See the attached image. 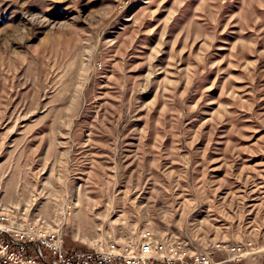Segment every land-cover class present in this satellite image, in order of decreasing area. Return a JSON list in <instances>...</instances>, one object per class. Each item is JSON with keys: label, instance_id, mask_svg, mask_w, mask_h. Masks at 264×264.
Segmentation results:
<instances>
[{"label": "rangeland", "instance_id": "rangeland-1", "mask_svg": "<svg viewBox=\"0 0 264 264\" xmlns=\"http://www.w3.org/2000/svg\"><path fill=\"white\" fill-rule=\"evenodd\" d=\"M0 230L264 264V0H0Z\"/></svg>", "mask_w": 264, "mask_h": 264}, {"label": "built area", "instance_id": "built-area-1", "mask_svg": "<svg viewBox=\"0 0 264 264\" xmlns=\"http://www.w3.org/2000/svg\"><path fill=\"white\" fill-rule=\"evenodd\" d=\"M19 236V238L16 237L12 240H0L1 260L4 262L17 264H180L183 257H170L164 242L155 238L143 241L130 238L121 248L116 244H112L108 252H100L98 250L70 251L52 234L40 235L38 238L30 240H24L25 236L23 234ZM28 242L36 244L37 248L30 250L27 245ZM41 247L47 248L53 256L57 257V260L54 262L40 261L44 256ZM174 248L175 246L170 248V251ZM218 248L229 251L224 244L218 245ZM165 251L167 254H165ZM242 251L243 248L240 246H233L229 252L239 253ZM185 263L227 264L224 260L215 262L206 253H203L201 257H197L195 262L186 261Z\"/></svg>", "mask_w": 264, "mask_h": 264}, {"label": "bare ground", "instance_id": "bare-ground-1", "mask_svg": "<svg viewBox=\"0 0 264 264\" xmlns=\"http://www.w3.org/2000/svg\"><path fill=\"white\" fill-rule=\"evenodd\" d=\"M4 218V217H3ZM34 233V232H33ZM35 234V233H34ZM1 235H7V234H5V232L3 231V230H0V238H2L1 237ZM26 235V234H25ZM43 235V234H42ZM46 235V234H45ZM49 235V234H48ZM16 236V235H15ZM17 236H19V234L17 235ZM12 239H16V237H11V238H7V240H12ZM61 239H59V241H60ZM61 243H62V241H60ZM28 243H30V242H28ZM32 244H34V243H32ZM36 247H37V245L36 244H34ZM63 245V244H62ZM64 246V245H63ZM45 247V246H44ZM65 247V246H64ZM110 247H111V245H110ZM111 249V248H110ZM69 250V249H68ZM55 257V256H54ZM43 260H46V259H40V261H43ZM57 260V257H55V260L54 261H56Z\"/></svg>", "mask_w": 264, "mask_h": 264}, {"label": "trees", "instance_id": "trees-1", "mask_svg": "<svg viewBox=\"0 0 264 264\" xmlns=\"http://www.w3.org/2000/svg\"><path fill=\"white\" fill-rule=\"evenodd\" d=\"M2 236V235H1ZM8 238V237H7ZM28 247H29V249L30 248H33V247H35V245L34 244H32V243H28Z\"/></svg>", "mask_w": 264, "mask_h": 264}]
</instances>
